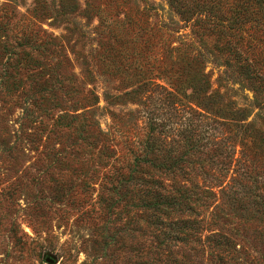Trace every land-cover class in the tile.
Segmentation results:
<instances>
[{
	"label": "rangeland",
	"instance_id": "rangeland-1",
	"mask_svg": "<svg viewBox=\"0 0 264 264\" xmlns=\"http://www.w3.org/2000/svg\"><path fill=\"white\" fill-rule=\"evenodd\" d=\"M208 1L0 0V264H264V12Z\"/></svg>",
	"mask_w": 264,
	"mask_h": 264
},
{
	"label": "trees",
	"instance_id": "trees-1",
	"mask_svg": "<svg viewBox=\"0 0 264 264\" xmlns=\"http://www.w3.org/2000/svg\"><path fill=\"white\" fill-rule=\"evenodd\" d=\"M254 0H251L249 2H252ZM213 1H211L212 3ZM219 2V3H217ZM222 3V2H221ZM169 5L174 8L177 13H179L181 16L183 17H186L188 18L189 16H186V11H184V9H182V5L180 3V0H169ZM254 5L257 6L258 10L261 12L263 11L264 12V0H256V2L254 3ZM201 7H204V9L206 11H208L209 13L211 12V17H213L215 19V21H213V26H217L219 24H221L223 22V19H220V12L222 11H219L218 9L220 7V1L217 0V1H214L212 3V5L210 6V3L209 1L207 3H202ZM215 8V11H212L213 9ZM213 12V13H212ZM198 24V20H195L194 21V25ZM201 27V26H199ZM224 33V32H223ZM201 36H203L204 34L203 33H200ZM240 37H241V34L240 33H237L236 35L233 34V35H226L225 33L222 34V35H219L218 33V37H217V40L219 41V38L221 41H223V45L224 46H227L231 51L234 52V55L237 56V58L241 59L244 61V65L245 67H251L252 69H255V70H259L258 67H256V65L253 63L255 62V60H257V57L253 55H251L252 53H250V55H248L247 53V50H241L242 47H240V45H236L238 44V42L240 41ZM234 40V42H233ZM197 78H194V80H196ZM254 86V90H264V80H260V84H257L256 86ZM200 87H193V94L194 93H197L200 89Z\"/></svg>",
	"mask_w": 264,
	"mask_h": 264
},
{
	"label": "water",
	"instance_id": "water-1",
	"mask_svg": "<svg viewBox=\"0 0 264 264\" xmlns=\"http://www.w3.org/2000/svg\"><path fill=\"white\" fill-rule=\"evenodd\" d=\"M45 261L49 262V263H53V260L49 257H45Z\"/></svg>",
	"mask_w": 264,
	"mask_h": 264
}]
</instances>
